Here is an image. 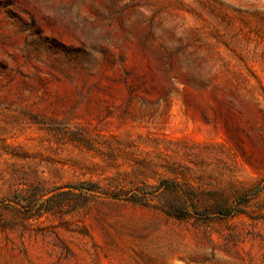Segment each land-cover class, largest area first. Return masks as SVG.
<instances>
[{
    "label": "rangeland",
    "instance_id": "1",
    "mask_svg": "<svg viewBox=\"0 0 264 264\" xmlns=\"http://www.w3.org/2000/svg\"><path fill=\"white\" fill-rule=\"evenodd\" d=\"M0 264H264V0H0Z\"/></svg>",
    "mask_w": 264,
    "mask_h": 264
}]
</instances>
